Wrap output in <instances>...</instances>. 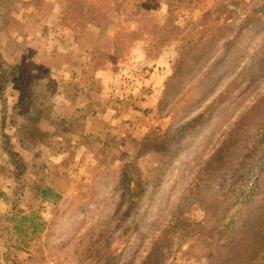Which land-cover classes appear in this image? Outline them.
Wrapping results in <instances>:
<instances>
[{
  "label": "rangeland",
  "instance_id": "obj_1",
  "mask_svg": "<svg viewBox=\"0 0 264 264\" xmlns=\"http://www.w3.org/2000/svg\"><path fill=\"white\" fill-rule=\"evenodd\" d=\"M24 2L43 7L47 16H58L53 7L63 9L67 22L38 28L29 6L7 0L19 12H0V65L9 75L24 56L37 65L32 75L46 94L44 118L68 123L70 132L33 145L32 134L24 133V112L28 108L33 116L32 105L41 100L32 99L23 81L22 96L14 81L2 89L0 79L10 138L0 136V264H197L195 251L179 240L162 255L148 254L172 215L187 209L181 198L225 127L263 92L264 74L248 86L245 77L230 93L224 87L264 51L258 47L264 46V0L238 6L228 0ZM258 9L259 20H245L246 12ZM131 30L138 31L134 38L127 36ZM239 31L234 43L228 40ZM117 48L120 58L113 64ZM193 118L164 143L156 167L147 143L162 133L165 121L173 129ZM65 146L69 155L63 160ZM41 178L59 191L57 202L36 197ZM137 180L144 193L132 199ZM201 215L197 206L186 214L189 221Z\"/></svg>",
  "mask_w": 264,
  "mask_h": 264
},
{
  "label": "trees",
  "instance_id": "obj_2",
  "mask_svg": "<svg viewBox=\"0 0 264 264\" xmlns=\"http://www.w3.org/2000/svg\"><path fill=\"white\" fill-rule=\"evenodd\" d=\"M24 1L17 0L20 3H25ZM240 1L228 0L233 6H238ZM25 4L31 9V14L36 17L34 24L36 23L38 28H47L50 25L49 23L54 21L59 25L67 22L64 17L66 13L63 9L53 7L57 12L60 11L57 13L58 16L54 17L51 14L47 16L41 6H32L31 3ZM84 7L88 6L85 5ZM38 8H40V14L37 16L34 11ZM262 8H264V5H262ZM12 9L19 12V7L8 5L7 0H0V12ZM249 12L245 13V20H251L252 17L259 20L258 16L261 15L262 10H249ZM239 33L240 31L231 35L228 40H232L234 43ZM136 34H138V31L131 30L127 36L134 38ZM258 47L264 48V46ZM126 49L127 46L124 47L123 52H126ZM118 51L119 48L114 49L113 64L119 62L120 54L118 55ZM27 53H30V51L28 50ZM240 60L241 56L236 59V61ZM65 61H68L67 55H65ZM36 66L30 60L26 61V58H24L18 66H13L9 75L8 71L0 65L2 89H5L10 81L18 83L23 81L26 87L25 90L31 95L32 99L36 102L41 100L40 103H33V116L29 115L28 111L30 109L28 108L24 112L26 125L28 126L24 129V133L32 134L30 138L33 139L32 142L35 146L43 142L50 143V135L56 132H70L68 123H56L55 125V122L51 119L44 118L48 113L47 108L42 107L43 99L41 98L45 99L46 94L42 89H38V84L34 83L32 73L37 71ZM67 67L64 70H67ZM234 67V63H231L228 66L229 72L233 71ZM245 69L242 68L240 73L235 74L227 81L224 93L236 90L245 77L250 83L246 86L252 85L255 79L259 78L261 80L260 77L264 74V51L259 53L258 57L255 55L252 65L249 66L248 70ZM18 71H20V74H18ZM0 100H2L0 136L9 142L10 138L4 132L7 114L6 99L3 95H0ZM194 121H196V118L185 121L179 127L173 129H170L171 122L165 121L162 133L158 134L153 143H147L148 147H153L150 150L153 151V156L156 159V167L161 164L164 158L160 157L164 155V143L172 142L177 133L186 129ZM167 124L169 125L166 127ZM32 129L36 132L32 133ZM49 132L52 133L49 134ZM222 136L219 146L216 145L206 160L201 163L189 189L183 194V199L181 198L187 209L177 211L167 221L165 228L159 232V236L152 242L149 257L158 253L162 255L165 246L174 244V240H179V245L186 244L188 250L193 249L195 251L194 256L197 264H264V89L246 106L243 114L237 116L225 127ZM87 137L89 136L76 135L73 138L87 141ZM65 148L67 149V156L63 160H66L69 155L68 146H65ZM70 154L72 155L73 152L71 151ZM170 162L171 157L163 161L159 170L161 171L163 166H167ZM144 189L138 180L133 181L130 189L131 198L137 199L144 193ZM35 190L36 197L44 202H57L61 198V194L56 187L45 184L43 178L35 186ZM238 204H241L242 207L237 209ZM195 206L199 207L202 215L197 220L189 221L186 214ZM24 220H26V217H22L20 222ZM189 253V256L193 255L191 251ZM149 259L151 258H147V262ZM189 260L191 259L189 258ZM20 264H23V262L21 261ZM147 264H159V262L154 263L149 260Z\"/></svg>",
  "mask_w": 264,
  "mask_h": 264
},
{
  "label": "crops",
  "instance_id": "obj_3",
  "mask_svg": "<svg viewBox=\"0 0 264 264\" xmlns=\"http://www.w3.org/2000/svg\"><path fill=\"white\" fill-rule=\"evenodd\" d=\"M8 20V19H7ZM25 34V33H24ZM0 42H1V39H0ZM1 46V45H0ZM0 50H1V48H0ZM1 55V54H0ZM23 58H26V56H24ZM16 83V85H15V88L14 89H16L15 91H17V92H19V94L20 95H22L23 96V92H22V86H21V84L20 83H18V82H15ZM7 87H8V85H7ZM17 96H18V98L20 99V97H19V95L17 94ZM0 113L2 114V104L0 105Z\"/></svg>",
  "mask_w": 264,
  "mask_h": 264
},
{
  "label": "built area",
  "instance_id": "obj_4",
  "mask_svg": "<svg viewBox=\"0 0 264 264\" xmlns=\"http://www.w3.org/2000/svg\"><path fill=\"white\" fill-rule=\"evenodd\" d=\"M35 264H60V263L53 262V261H42V262H37Z\"/></svg>",
  "mask_w": 264,
  "mask_h": 264
}]
</instances>
